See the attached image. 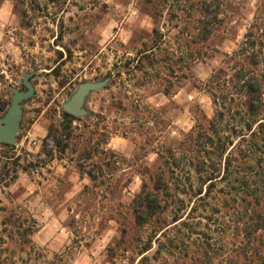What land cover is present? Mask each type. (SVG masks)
<instances>
[{
  "label": "rangeland",
  "instance_id": "rangeland-1",
  "mask_svg": "<svg viewBox=\"0 0 264 264\" xmlns=\"http://www.w3.org/2000/svg\"><path fill=\"white\" fill-rule=\"evenodd\" d=\"M240 75L264 77V0H0V119L33 89L0 143V264H264Z\"/></svg>",
  "mask_w": 264,
  "mask_h": 264
},
{
  "label": "water",
  "instance_id": "water-1",
  "mask_svg": "<svg viewBox=\"0 0 264 264\" xmlns=\"http://www.w3.org/2000/svg\"><path fill=\"white\" fill-rule=\"evenodd\" d=\"M107 80L101 82H85L78 85L76 91L72 94L68 101L62 105L64 113L74 117L81 118L87 115L84 109L86 98L95 91L102 89L106 85ZM26 91L12 89L11 104L0 119V143L14 146L17 141V135L20 129V121L22 118V102L30 99L33 95V89L28 82V77L22 81Z\"/></svg>",
  "mask_w": 264,
  "mask_h": 264
},
{
  "label": "trees",
  "instance_id": "trees-1",
  "mask_svg": "<svg viewBox=\"0 0 264 264\" xmlns=\"http://www.w3.org/2000/svg\"><path fill=\"white\" fill-rule=\"evenodd\" d=\"M254 65H258V62L255 60ZM247 76L238 77V81L242 82L241 88H243L244 96H245V104L244 107L246 108V112L251 116L257 115V112L260 110V107L263 103V96H264V77L261 76L262 80H255L251 78H247ZM66 118L73 119L72 116L64 113ZM5 147H11L9 145H5Z\"/></svg>",
  "mask_w": 264,
  "mask_h": 264
}]
</instances>
